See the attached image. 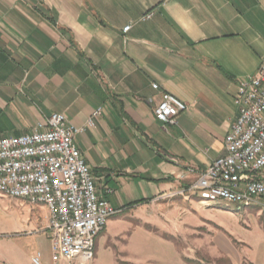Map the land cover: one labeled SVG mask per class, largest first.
<instances>
[{"label":"crops","instance_id":"obj_1","mask_svg":"<svg viewBox=\"0 0 264 264\" xmlns=\"http://www.w3.org/2000/svg\"><path fill=\"white\" fill-rule=\"evenodd\" d=\"M263 62L264 0H0V136L63 112L113 207L190 198ZM162 92L187 105L175 124L155 117Z\"/></svg>","mask_w":264,"mask_h":264},{"label":"built area","instance_id":"obj_2","mask_svg":"<svg viewBox=\"0 0 264 264\" xmlns=\"http://www.w3.org/2000/svg\"><path fill=\"white\" fill-rule=\"evenodd\" d=\"M147 13L145 18L151 16ZM131 27H123L126 33ZM152 87L158 89V83ZM234 103L238 115L225 136V154L196 173L180 193L200 204L264 209V62L253 76L240 80ZM187 109L176 95L162 92L154 107L157 120L175 124ZM100 114V108L92 116ZM92 125L91 119L87 122ZM84 126L53 112L29 132L0 136V195L46 208L51 262L91 264L97 236L121 212L96 191L95 177L75 143ZM187 172H195L187 167ZM111 191L110 188L106 189ZM41 252L31 257L44 264Z\"/></svg>","mask_w":264,"mask_h":264},{"label":"rangeland","instance_id":"obj_3","mask_svg":"<svg viewBox=\"0 0 264 264\" xmlns=\"http://www.w3.org/2000/svg\"><path fill=\"white\" fill-rule=\"evenodd\" d=\"M47 215L42 205L0 195V264H33L36 251L52 264ZM91 264H264V209L179 195L141 203L109 219Z\"/></svg>","mask_w":264,"mask_h":264},{"label":"trees","instance_id":"obj_4","mask_svg":"<svg viewBox=\"0 0 264 264\" xmlns=\"http://www.w3.org/2000/svg\"><path fill=\"white\" fill-rule=\"evenodd\" d=\"M141 203H143V202L142 201L131 202V203H128L127 207L136 206V205L141 204Z\"/></svg>","mask_w":264,"mask_h":264}]
</instances>
